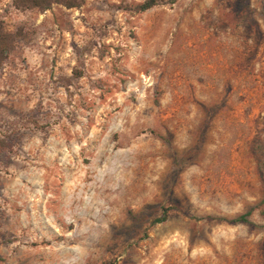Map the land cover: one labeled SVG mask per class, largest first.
Wrapping results in <instances>:
<instances>
[{
	"label": "rangeland",
	"instance_id": "obj_1",
	"mask_svg": "<svg viewBox=\"0 0 264 264\" xmlns=\"http://www.w3.org/2000/svg\"><path fill=\"white\" fill-rule=\"evenodd\" d=\"M72 1L0 0V264H264V0Z\"/></svg>",
	"mask_w": 264,
	"mask_h": 264
},
{
	"label": "trees",
	"instance_id": "obj_2",
	"mask_svg": "<svg viewBox=\"0 0 264 264\" xmlns=\"http://www.w3.org/2000/svg\"><path fill=\"white\" fill-rule=\"evenodd\" d=\"M53 5H61L67 9L77 7L76 3L72 0H12V6L16 10L21 11L37 10L40 12H45L48 11ZM155 6L156 2L154 0H147L138 7V10L140 12H146ZM16 39L17 35L7 32L3 27L2 22H0V68L3 66L10 53L13 51L16 44ZM248 216L249 213L229 220L228 222L231 224H250L247 219ZM166 218V213L164 212L161 218L153 221V225L165 222Z\"/></svg>",
	"mask_w": 264,
	"mask_h": 264
}]
</instances>
